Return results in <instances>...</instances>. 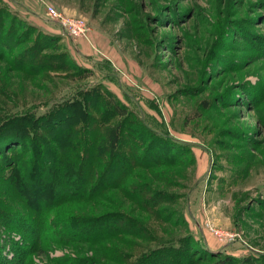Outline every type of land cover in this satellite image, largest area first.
<instances>
[{
    "label": "rangeland",
    "instance_id": "1",
    "mask_svg": "<svg viewBox=\"0 0 264 264\" xmlns=\"http://www.w3.org/2000/svg\"><path fill=\"white\" fill-rule=\"evenodd\" d=\"M101 119L158 156L90 198L19 187ZM0 203V264H264V0H0Z\"/></svg>",
    "mask_w": 264,
    "mask_h": 264
},
{
    "label": "trees",
    "instance_id": "2",
    "mask_svg": "<svg viewBox=\"0 0 264 264\" xmlns=\"http://www.w3.org/2000/svg\"><path fill=\"white\" fill-rule=\"evenodd\" d=\"M112 107L113 109L111 110H113V112H116L120 116L122 115V112H118V108L111 106V108ZM66 111L68 112L69 110ZM85 121L86 120H84V122ZM67 123L69 122L67 121V117L65 115V125ZM103 124L104 134L101 137L93 136V140L90 141L91 146L89 149L87 148L89 144L84 142V139L87 137L86 134L88 135L85 130L83 131L82 128L81 130L79 128H74L73 126L77 125L75 121L73 122V125H69L68 127L65 126V135L59 136L54 140L56 142V147L50 146L48 143L45 144L44 142L42 145L45 147V150H43L42 147L37 148L38 152L28 168L30 170V180L27 181L26 184L21 183L19 187L24 189L26 193L31 192V190H50L48 182L46 181V179H48L46 177V172L49 171L52 173V176L58 177L56 179V185L58 186L57 190L64 189L63 187H65V190H68L65 192V197L68 196L71 198L86 196V198H90L91 196L98 195L100 191H103L106 188L109 189L116 185L117 182L112 184L110 181L111 178L104 176L103 172L107 173L110 170V175L114 176L115 174H119L120 178H122L135 165L143 166L148 165L144 163H150L151 160H148L149 162L142 161V157H145L146 155L149 157L158 156L152 150V146L150 144L137 152L135 149L136 147H133V144L135 143L134 141L147 142V139L140 136L138 133L135 135V132H130L124 136L123 133L125 125H123L120 120L114 122L111 126H108L107 121H103V119H101L99 121V125L101 126ZM160 136L167 137L166 134H160ZM167 139L170 138L167 137ZM8 141L9 138L7 139V142ZM93 142H95V144H93ZM10 147H8L7 150L11 151ZM124 148H129L131 153L125 155V152L123 151ZM53 150L54 152H52ZM110 150L112 154L110 153L105 158V152ZM51 152L53 158L50 157ZM68 153L74 154V157L70 160L67 159ZM97 154L99 157L95 160H91L90 158L88 160L85 159L87 155L94 156ZM13 156L16 158L17 155L13 154ZM41 158L46 160H42L41 163ZM64 158L65 165L63 161ZM155 160L157 163L166 162L169 161V157L164 156L162 158H156ZM13 161L15 162L10 164L12 165L11 167H13V165L17 162V160ZM99 169L102 171H95L92 174V170ZM29 173L24 171L21 174L22 178H26ZM120 178L117 177L115 179L117 180ZM42 179H45V184L42 182ZM7 215V207L0 203V218L7 220ZM190 235L192 238L194 237L192 233H190ZM203 250L205 249L203 248ZM208 252H210V250H208Z\"/></svg>",
    "mask_w": 264,
    "mask_h": 264
}]
</instances>
